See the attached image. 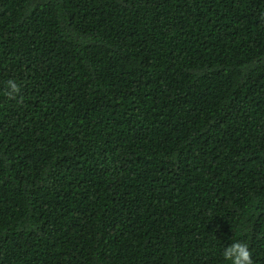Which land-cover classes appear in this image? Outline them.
I'll list each match as a JSON object with an SVG mask.
<instances>
[{
    "label": "trees",
    "instance_id": "trees-1",
    "mask_svg": "<svg viewBox=\"0 0 264 264\" xmlns=\"http://www.w3.org/2000/svg\"><path fill=\"white\" fill-rule=\"evenodd\" d=\"M235 241L264 264V0H0V264Z\"/></svg>",
    "mask_w": 264,
    "mask_h": 264
},
{
    "label": "clouds",
    "instance_id": "clouds-1",
    "mask_svg": "<svg viewBox=\"0 0 264 264\" xmlns=\"http://www.w3.org/2000/svg\"><path fill=\"white\" fill-rule=\"evenodd\" d=\"M21 89L15 79H9L6 84L4 95L9 100H16ZM222 256L228 264H254L252 253L246 243L235 241L224 248Z\"/></svg>",
    "mask_w": 264,
    "mask_h": 264
}]
</instances>
